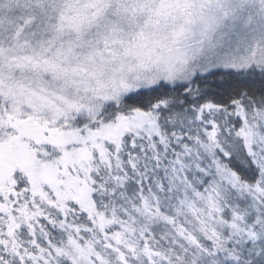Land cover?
Returning <instances> with one entry per match:
<instances>
[{"label":"snow or ice","instance_id":"1","mask_svg":"<svg viewBox=\"0 0 264 264\" xmlns=\"http://www.w3.org/2000/svg\"><path fill=\"white\" fill-rule=\"evenodd\" d=\"M0 264H264V0H0Z\"/></svg>","mask_w":264,"mask_h":264}]
</instances>
